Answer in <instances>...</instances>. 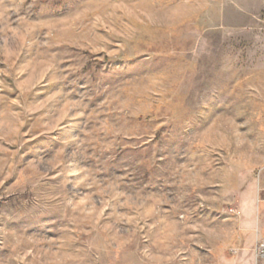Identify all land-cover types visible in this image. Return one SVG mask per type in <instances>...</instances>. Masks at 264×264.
<instances>
[{"label":"rangeland","instance_id":"rangeland-1","mask_svg":"<svg viewBox=\"0 0 264 264\" xmlns=\"http://www.w3.org/2000/svg\"><path fill=\"white\" fill-rule=\"evenodd\" d=\"M260 234L264 0H0V264H255Z\"/></svg>","mask_w":264,"mask_h":264},{"label":"built area","instance_id":"built-area-1","mask_svg":"<svg viewBox=\"0 0 264 264\" xmlns=\"http://www.w3.org/2000/svg\"><path fill=\"white\" fill-rule=\"evenodd\" d=\"M253 254L255 264H264V234L257 238L253 247Z\"/></svg>","mask_w":264,"mask_h":264},{"label":"crops","instance_id":"crops-1","mask_svg":"<svg viewBox=\"0 0 264 264\" xmlns=\"http://www.w3.org/2000/svg\"><path fill=\"white\" fill-rule=\"evenodd\" d=\"M261 234H262V232H261ZM261 234H260V235H261Z\"/></svg>","mask_w":264,"mask_h":264}]
</instances>
